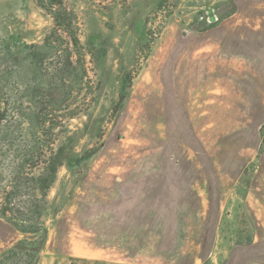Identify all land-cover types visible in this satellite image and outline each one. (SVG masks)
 Wrapping results in <instances>:
<instances>
[{
	"label": "rangeland",
	"instance_id": "obj_1",
	"mask_svg": "<svg viewBox=\"0 0 264 264\" xmlns=\"http://www.w3.org/2000/svg\"><path fill=\"white\" fill-rule=\"evenodd\" d=\"M53 1L79 46L0 0V255L32 254L7 264H264V0ZM40 139L43 248L1 214Z\"/></svg>",
	"mask_w": 264,
	"mask_h": 264
},
{
	"label": "trees",
	"instance_id": "obj_2",
	"mask_svg": "<svg viewBox=\"0 0 264 264\" xmlns=\"http://www.w3.org/2000/svg\"><path fill=\"white\" fill-rule=\"evenodd\" d=\"M56 5L53 0H50L47 4L42 3V6L52 14L54 19L51 36L50 38L49 36L46 37V42L55 40L54 38L59 40L66 36L74 45L79 46L80 40L75 34L72 19L67 16V13L58 9ZM2 119L3 117H0V122ZM36 144L38 153L32 154L30 159L35 160L31 168L37 169L38 173H31L32 175L27 177L30 178L33 184L29 186L21 181L19 184L5 189V195L1 203V214L19 231L36 235L40 239L37 246L43 248L48 239L49 229L44 219L42 202L47 199L48 192L57 179L61 160L60 154L55 152L50 143L40 139ZM25 163L30 164L27 161H24V165ZM21 250L23 249L20 247L8 249L0 255V264L5 262L7 264L11 259L22 253L27 258L31 257L32 254L29 249L26 248L24 252ZM20 258L22 259V257Z\"/></svg>",
	"mask_w": 264,
	"mask_h": 264
}]
</instances>
